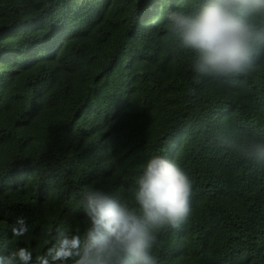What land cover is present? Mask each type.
<instances>
[{
  "label": "trees",
  "instance_id": "16d2710c",
  "mask_svg": "<svg viewBox=\"0 0 264 264\" xmlns=\"http://www.w3.org/2000/svg\"><path fill=\"white\" fill-rule=\"evenodd\" d=\"M208 2L0 0V260L75 264L50 250L79 236L82 253L88 196L143 219L138 180L160 156L192 182L191 212L145 221L154 264H264V9L242 15L250 66L202 72L171 17Z\"/></svg>",
  "mask_w": 264,
  "mask_h": 264
},
{
  "label": "clouds",
  "instance_id": "9594fccd",
  "mask_svg": "<svg viewBox=\"0 0 264 264\" xmlns=\"http://www.w3.org/2000/svg\"><path fill=\"white\" fill-rule=\"evenodd\" d=\"M259 9H264V0H209L196 17L174 14L171 19L184 46L201 54L200 71L231 74L243 72L251 64L257 34L242 15L245 10ZM257 153L264 157V147H258ZM138 186L136 200L143 219L135 210L120 206L102 193L90 194L88 216L92 227L87 232V245L81 253L79 236L62 238L58 247L50 250L53 258L76 255L79 258L75 264H111L126 256L125 264H154L150 255L154 236L145 221L154 226L177 227L183 223L191 212L192 182L176 164L156 156L147 162ZM17 224L23 225V218ZM12 231L22 236L27 228L14 226ZM16 255L24 264L32 258L24 248ZM0 264H13V260H0Z\"/></svg>",
  "mask_w": 264,
  "mask_h": 264
}]
</instances>
